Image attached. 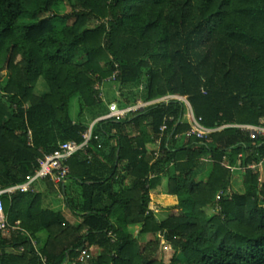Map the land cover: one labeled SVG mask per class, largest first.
I'll return each mask as SVG.
<instances>
[{
    "label": "trees",
    "instance_id": "trees-1",
    "mask_svg": "<svg viewBox=\"0 0 264 264\" xmlns=\"http://www.w3.org/2000/svg\"><path fill=\"white\" fill-rule=\"evenodd\" d=\"M115 72L120 87L145 84L147 100L186 96L215 130L184 136L176 100L97 121L86 153L66 162L80 206L49 179L1 195L20 229L0 231V264H165L161 242L168 264H264V136L234 126L264 124V0H0V189L63 141L82 142L88 125L71 119L70 102L97 105L96 86ZM39 78L47 90L36 94ZM39 181L64 192L78 221L42 205Z\"/></svg>",
    "mask_w": 264,
    "mask_h": 264
},
{
    "label": "built area",
    "instance_id": "built-area-1",
    "mask_svg": "<svg viewBox=\"0 0 264 264\" xmlns=\"http://www.w3.org/2000/svg\"><path fill=\"white\" fill-rule=\"evenodd\" d=\"M117 72L113 73L110 77L107 78V80H111L112 82H115ZM102 84V83H101ZM100 84V85H101ZM100 85H97L96 88H100ZM99 90V89H98ZM97 97L101 100L102 99V93L100 94V91L97 95ZM170 100H176L178 102H183L187 109H186V117L188 120V123L190 124V129L184 133V136H195L198 139H204L210 132L214 131L215 128H208L205 127L201 123V117L196 116L193 113L192 107L187 99L186 96H182L179 94H167L165 96H162L160 98H157L155 100L150 101L149 103H146L138 109H142L147 104L157 102V101H170ZM137 110V108L132 107L131 105L126 106H119L115 102H111L107 105V111L105 114H103L101 117H99L95 122L88 125L86 130L82 133V142L77 143L75 141L67 140L60 143L54 150H52L49 153L43 154L42 157L37 158L36 166H34L33 171L30 175L27 176L26 181L23 182L20 185H14L10 186L4 189H0V231L4 234H8L12 230H19V222H15L14 225L10 226L7 223L6 216L4 214L3 210V201L1 198V195L3 193H12L16 189H20L23 192H26L28 190H31L32 185L37 180H45L49 179L50 181L54 183L58 182H64L66 176L69 173V167L66 164L68 158L75 155L78 152L86 153V149L93 138V128L97 121L100 120H121L125 118V116L130 113ZM168 120H172V118H169ZM239 129L245 130L249 133L250 138H258L259 136H264V124L262 125H247V124H237L234 125ZM167 125L164 123L160 130H165ZM28 137L30 138V131L28 132ZM95 139L100 140L99 136H94ZM157 147L155 150L158 149L159 140L156 141ZM100 146V145H98ZM228 168H231L227 165ZM250 168H254L255 165H249ZM220 198V193L217 194L216 199ZM31 243L33 246L36 245V240L32 239ZM22 250V248H20ZM80 257H83L87 259L89 257V254L87 252V249H83ZM44 258H42L43 260Z\"/></svg>",
    "mask_w": 264,
    "mask_h": 264
},
{
    "label": "rangeland",
    "instance_id": "rangeland-1",
    "mask_svg": "<svg viewBox=\"0 0 264 264\" xmlns=\"http://www.w3.org/2000/svg\"><path fill=\"white\" fill-rule=\"evenodd\" d=\"M7 79V75L3 73L1 80L4 82ZM100 85L99 91L100 94L102 93V99L101 101L92 107H88L84 105L82 99L79 96H76L73 98L70 102V117L75 122H80L86 125H90L91 123L95 122L99 117H101L103 114L107 111V105L111 102H115L117 105H121L122 101L124 99L128 98L131 102L130 105L132 107H135L138 109L140 106L149 103L150 100L146 99V90L144 88L145 84L140 85H124L121 86L119 83L112 82L111 80L104 79ZM47 90V86L45 82L39 78L34 86V93L40 94L42 92H45ZM155 100V99H154ZM152 101V100H151ZM58 128H54L51 132V139L54 140L57 144H59L64 138L61 137L58 133ZM148 150H153L156 146L154 144H149ZM258 171L260 173V181H264V169L263 165L259 163L258 165ZM254 169V168H252ZM234 170V169H233ZM238 171V170H237ZM241 172V171H239ZM241 177L242 173H236V171L232 172L231 175V181H232V190L240 191L242 190L241 186ZM57 186V185H56ZM67 190V188H66ZM46 196L42 197V205L44 207H53L55 210H61L65 213V216L71 217L70 211L67 207H65V199L61 195L60 192H46ZM67 194L68 191H67ZM80 192L74 193L73 195L69 196V201L71 203H74L78 206L81 205L80 201ZM207 213H212L211 209H207ZM73 216H76L74 213H72ZM77 217V216H76ZM76 220V219H75ZM140 230L139 225H133L130 227V231L134 235H138ZM150 239V236H141L142 241H147ZM173 257V250L172 248L164 243L161 242L158 248V253L156 255V258L158 260L163 261L165 264L170 263L171 258Z\"/></svg>",
    "mask_w": 264,
    "mask_h": 264
},
{
    "label": "crops",
    "instance_id": "crops-1",
    "mask_svg": "<svg viewBox=\"0 0 264 264\" xmlns=\"http://www.w3.org/2000/svg\"><path fill=\"white\" fill-rule=\"evenodd\" d=\"M63 185L65 186V194H67V191H68V196H71V194L73 195L74 193H76V191L77 192H80V187L76 184V183H74L73 182V180H69V179H66L65 181H64V183H63ZM34 187L36 188V190L38 191V192H41V193H43V195H42V197H45L46 196V192L47 191H50V192H52L51 190H50V184L49 183H47V182H41V181H39V182H37L35 185H34ZM51 187H54L55 188V191L53 192V193H55V192H60L61 193V195L64 197V199H65V196H64V192L61 190V189H59L57 186H56V184L55 185H53V186H51ZM66 188H67V190H66ZM81 198V197H80ZM81 200V199H80ZM64 201H66V200H64ZM65 207H66V205H65ZM50 208H53V207H50ZM54 209V208H53ZM62 213H63V215L65 216V213L62 211ZM70 215H71V217H68V216H65L66 217V219H68L69 221H72V222H75V221H78V218L76 217V216H73L72 215V213H70ZM76 219V220H75Z\"/></svg>",
    "mask_w": 264,
    "mask_h": 264
}]
</instances>
